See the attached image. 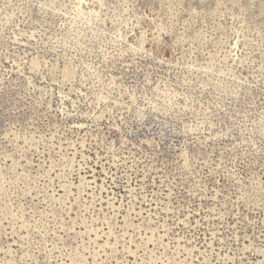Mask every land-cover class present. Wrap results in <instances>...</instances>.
<instances>
[{
  "label": "rangeland",
  "instance_id": "rangeland-1",
  "mask_svg": "<svg viewBox=\"0 0 264 264\" xmlns=\"http://www.w3.org/2000/svg\"><path fill=\"white\" fill-rule=\"evenodd\" d=\"M0 264H264V0H0Z\"/></svg>",
  "mask_w": 264,
  "mask_h": 264
}]
</instances>
